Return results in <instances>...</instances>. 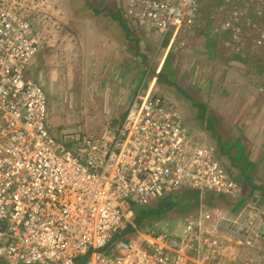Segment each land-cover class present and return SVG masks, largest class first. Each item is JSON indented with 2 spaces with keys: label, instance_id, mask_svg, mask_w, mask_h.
Wrapping results in <instances>:
<instances>
[{
  "label": "built area",
  "instance_id": "2783aa9c",
  "mask_svg": "<svg viewBox=\"0 0 264 264\" xmlns=\"http://www.w3.org/2000/svg\"><path fill=\"white\" fill-rule=\"evenodd\" d=\"M122 1L141 27L176 39V49L202 15V0ZM39 48L32 24L0 3V264H179L193 249L195 264L220 256L225 227L206 228L208 211L180 234L124 232L135 227L133 204L186 188L240 192L217 148L195 141L179 111L152 91H139L115 132L74 135L67 146L47 124L45 88L27 74ZM237 230L239 243L255 245L250 227Z\"/></svg>",
  "mask_w": 264,
  "mask_h": 264
},
{
  "label": "rangeland",
  "instance_id": "374dc122",
  "mask_svg": "<svg viewBox=\"0 0 264 264\" xmlns=\"http://www.w3.org/2000/svg\"><path fill=\"white\" fill-rule=\"evenodd\" d=\"M92 1V4L103 7L110 0ZM202 1V15L198 23L202 21L205 23L203 31L208 34L212 30V33L221 36L206 34L204 35L206 40L202 42L197 37L191 40L186 38L182 47L176 51L177 54H174L176 57L174 72H170V68L167 67L158 71L163 56L162 49H159L161 55H152L149 60L150 67L144 65L139 68L138 85L141 84L144 90L150 89L169 101L181 114L195 141L214 145L217 151L220 148L219 143L223 146L226 152L218 151L220 157L231 177L235 178L241 187L240 192L229 195L235 198L233 200L235 203L240 202V215L236 218L234 227L225 224L226 221L222 224L225 225L223 234L226 237L227 229H232L233 233L229 232L227 236L230 237L237 232V229L250 227L256 238L254 246L239 243L237 237H234L233 241L238 246L237 257L245 261L242 264H250L251 262L247 261L252 259L257 263V259L264 254V235L258 233L259 227H255L252 221V217L256 218L258 214L262 217L260 210L264 207L262 202L264 201V40L262 43L258 42L264 33V3L235 0L234 3L227 0ZM117 2L124 1L117 0ZM0 3L11 6L32 24L40 35L43 52L49 47L52 48V42H57L59 35L63 37L74 27L77 28L76 20H73L76 16L75 12L83 15L87 8V0H0ZM235 13L238 14L237 20L234 18ZM229 20L232 22L230 26L227 25ZM83 23L79 24L82 30H84ZM195 36L196 34L193 35ZM196 42H200L198 47L201 46L203 49L202 56L196 54L194 47ZM192 44L194 45L190 47ZM169 58L170 62L166 61V63L171 64V56ZM37 60L38 58L35 61ZM187 68H190V71L188 70L184 75ZM157 73L166 76L168 82L163 81L162 77H157ZM152 82L153 86H151ZM52 86L51 82V88ZM45 90L49 99L47 116L49 129L56 139L62 140L71 148L72 136L77 133L98 136L105 130L115 132L135 99H132L128 107L126 100L130 96H126L124 98L126 100L122 99L123 102L115 98L112 103L109 101L100 104L102 110L113 106L118 108L119 113L110 119L108 112L105 113L100 108L96 109V113L92 112V97L87 94V90L86 93L84 89L79 91L75 89L72 93L69 91L60 93L62 97L57 104L49 95L50 89L49 92L47 88ZM75 106H80L78 111H75ZM83 107L89 109L81 112ZM210 122L213 123V127H208ZM88 123L89 127H86ZM98 125V129H94ZM218 136L221 137L220 142ZM248 171L251 172V176H248ZM247 176L248 181H246ZM239 195L238 200L236 197ZM177 214H172L174 217L169 215L163 219L150 221L159 227L171 226L175 220L182 218ZM150 221L143 227L146 228ZM131 232L133 231H128L126 234ZM228 251L231 254V248ZM194 253L193 249L187 251L185 255L194 256ZM247 257L252 259L247 260ZM189 260L185 257L179 264H195ZM218 261L220 262L221 259ZM207 262L209 261L205 263ZM215 263H217L216 258L208 264ZM229 263L241 264L234 261Z\"/></svg>",
  "mask_w": 264,
  "mask_h": 264
},
{
  "label": "crops",
  "instance_id": "0c3cea01",
  "mask_svg": "<svg viewBox=\"0 0 264 264\" xmlns=\"http://www.w3.org/2000/svg\"><path fill=\"white\" fill-rule=\"evenodd\" d=\"M92 2V0H87V8L84 14L80 11L83 15L79 14V12H75L76 16L73 20H76L75 25H77L78 29L74 27L69 34H65L63 37L59 35L58 41L52 42V48L49 47L48 50L44 49L46 52H43L44 47L41 48L40 46L36 54L37 56L32 59L28 66L27 74L37 82L39 81L43 87L45 85L48 92L50 89L49 95L56 104L61 100L62 96H60V93L66 91L72 93L75 89L77 91L84 89L86 93L87 90V94L92 97L91 110L94 113L96 109L100 108L102 110L103 108L100 106L105 102L114 101L115 98L118 99L117 101L123 102L122 99L126 96H130L128 100L124 99L127 101L126 107H128V104L136 97L139 91L143 93L150 91V89L144 90L141 84L138 85L139 80H137V73L139 72V68H142L144 65L147 68L150 67L149 60L152 55L160 54L159 49H162L163 56L161 57L158 71L163 67H167L170 68V72H174L173 68H175L176 58L174 54L179 49L175 48L178 41L172 38L171 35L162 39L159 33L141 27L136 19L130 16L125 1L117 2L110 0L107 2V5L103 7H98L92 4ZM201 2L203 4V1ZM82 23L84 24V30L79 27V24ZM204 26L205 23L203 21L196 25V33L194 32L196 36L193 37V35H190L187 40L196 37L200 42L206 40L204 35L208 33L203 31ZM35 33L40 41V35L36 30ZM211 34L217 37L221 36L212 33V30H210L208 35ZM200 42H196L194 43L195 45L192 44L190 47L194 45L196 54L202 56L203 49L201 46L200 48L198 47ZM169 56H171V64L166 63V61L170 62ZM37 58L38 60L36 62L35 60ZM188 70L190 71V68L186 69L184 75ZM156 76L162 77L159 73H157ZM51 82L53 85L52 88ZM152 84L153 82L151 86H153ZM52 99L50 100L52 101ZM74 108L75 111H78L80 106H75ZM85 109L86 108L83 107L81 112ZM88 109L89 107H87L86 110ZM117 109L113 106L110 109H104L102 111L105 113L108 112V117L112 119L119 113ZM122 111H124V109ZM86 127H89V123ZM98 127L99 125L94 129H98ZM78 134L94 135L86 133H77L76 135ZM246 181L248 180L246 179ZM186 189L190 190L191 193ZM186 189L190 197H196V202L191 205L188 204L190 201L185 203V205L187 204L186 210L177 214L182 218H179L180 220H175L171 226L166 225V227H159V225L157 226L155 223H150L151 225H148L150 226L149 228L174 231L180 234L183 231L184 224L195 220L196 215L199 214L201 210L213 213L214 221L209 219L204 221L206 228L212 227L218 220H222L223 224L226 221L227 223L225 224L234 227V223L237 220L236 218L241 212L240 202L235 203V201H233L235 200L234 197H230L228 194H217L212 192L201 193L195 189ZM210 193L215 197H211L212 195ZM239 197L240 195L236 198L239 200ZM262 202L264 203V201ZM263 208L260 210L262 217H259L258 214V217H256L257 220L254 216L252 217L254 223L248 221V223H253L255 227H259L258 233L262 235H264ZM258 223L259 226L257 225ZM229 232L231 233L232 229H227L221 249L222 253L220 256H215L217 262L215 264H231L229 262L233 261L240 262L241 264L245 262L237 257L236 252L238 246H236V243L234 244L233 241L235 233L233 236L227 237ZM231 245L233 246L230 247ZM229 248H231V254L229 253L230 251H228ZM196 256V253H194V256L189 255V261H193ZM217 258L219 260L221 259V261L219 262ZM248 259L251 260L252 258L247 257V260ZM261 259L262 257H259L257 263L254 259L247 262H251L250 264H258Z\"/></svg>",
  "mask_w": 264,
  "mask_h": 264
},
{
  "label": "trees",
  "instance_id": "16d2710c",
  "mask_svg": "<svg viewBox=\"0 0 264 264\" xmlns=\"http://www.w3.org/2000/svg\"><path fill=\"white\" fill-rule=\"evenodd\" d=\"M164 75H162L163 81L168 82V79L165 77H163ZM161 78V79H162ZM201 120H203L202 118H199ZM203 122V121H202ZM208 127H213V123H208ZM219 138V142L221 141V137L218 136ZM219 147L218 151L225 153L226 151L223 149V146L220 145L219 143ZM218 152V153H219ZM248 176H251V172L249 173L248 171ZM247 176V180L248 177ZM188 190V189H186ZM185 189L179 192H173V193H169L166 194L163 197L158 198L157 200L153 201L150 204L147 205H143V206H139L136 204H133V211H134V224L135 227H132V225H129L124 232H128V231H132L133 229H139V230H144L147 229L144 228L143 226L150 220L154 221V220H158V219H163L169 215L172 216V214H177L179 212H183L185 211L187 204L185 205V203H187L188 201H190V203L188 204H193L196 202V197H190L189 193H187L188 191H186ZM191 193V191H190ZM212 195V193H210ZM191 195V194H190ZM264 195V193H263ZM211 197H215L214 195H212ZM152 221H150L151 223H153Z\"/></svg>",
  "mask_w": 264,
  "mask_h": 264
}]
</instances>
